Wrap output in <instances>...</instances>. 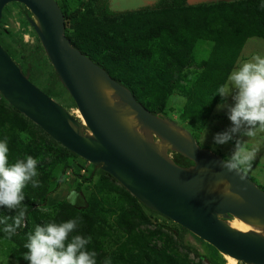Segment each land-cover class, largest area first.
<instances>
[{"label": "rangeland", "instance_id": "374dc122", "mask_svg": "<svg viewBox=\"0 0 264 264\" xmlns=\"http://www.w3.org/2000/svg\"><path fill=\"white\" fill-rule=\"evenodd\" d=\"M218 1L236 5L240 0H185L182 8L159 7L160 0L122 6L108 0L112 14L104 22L96 20L100 19L99 1L56 0L70 12L80 9L89 14L92 20L89 18L75 28L69 25L70 37L79 38L75 41L81 51H93L97 47L94 59H103L111 77L131 82L138 101L145 108L154 110L166 98L161 114L187 128L199 147L208 148L223 159L230 158L237 140L254 150V158L244 175L264 190V133H258L255 138L235 134L233 140L222 145L215 144L213 139L216 133L231 126L227 106L234 104L231 95L225 98L217 93L218 87L253 55H264V14L243 12L232 5L204 11L198 8L200 4ZM29 17L33 18L18 3H8L0 21V44L5 48V42L17 55L21 51L16 40L26 44V53L37 49L44 65L36 85L43 87L50 80L53 68ZM101 23V30L92 29ZM168 84L171 94L165 91ZM213 96L217 100L210 106ZM60 101L69 113L76 108L64 98ZM74 112L77 114L76 109ZM202 112L208 113L209 119L200 129L197 126ZM192 121L194 125L190 124ZM33 124L20 112L0 105V140L7 138L10 163L27 155L39 160L41 186L34 188L29 184L24 189L22 206H27V233L38 224L73 219L67 214L66 201L75 190L79 193L78 201L84 204L75 213V217L82 218L79 228L86 231L79 234L91 236L88 247L97 252V264L106 261L110 264H207L195 256L194 250L215 264H243L222 255L169 218L140 205L148 219L142 220L133 197L125 188L97 170L90 176V163L71 156L60 143ZM20 133L27 136L21 139ZM170 156L181 165L189 164L175 153ZM15 215V211L0 206V218ZM228 221L244 224L235 217ZM0 225V264H29L23 257L27 251L22 243L24 239L17 236L11 239L3 231L4 225Z\"/></svg>", "mask_w": 264, "mask_h": 264}, {"label": "water", "instance_id": "95a60500", "mask_svg": "<svg viewBox=\"0 0 264 264\" xmlns=\"http://www.w3.org/2000/svg\"><path fill=\"white\" fill-rule=\"evenodd\" d=\"M11 2L31 13L29 22L82 120L35 85L0 44L4 100L64 148L109 174L146 208L222 255L243 264H264V190L222 167L224 159L199 147L187 128L145 108L126 86L74 47L56 0H0V21ZM105 88L119 98L115 107L109 106ZM133 113L138 123L130 129L121 117ZM171 153L189 165H181ZM218 180L230 183L243 199L223 195ZM234 217L256 230L232 227L228 220Z\"/></svg>", "mask_w": 264, "mask_h": 264}, {"label": "clouds", "instance_id": "9594fccd", "mask_svg": "<svg viewBox=\"0 0 264 264\" xmlns=\"http://www.w3.org/2000/svg\"><path fill=\"white\" fill-rule=\"evenodd\" d=\"M103 91L109 106L115 107L119 98L114 90L105 88ZM217 93L225 98L231 95L234 104L227 106L231 126L215 134V144H226L233 140L235 134L255 138L258 133H264V55L255 54L234 69L227 82L218 87ZM121 118L130 129L138 123L134 113L122 115ZM20 136L24 139L27 133H20ZM9 151L7 138L0 140V206L16 213L14 217L0 218V224L4 225L3 231L11 237L25 226L27 206H22L25 187L31 184L37 188L41 182L36 157L27 155L10 163ZM254 155V150L237 140L230 158L224 159L221 166L229 172L235 171L243 180ZM219 184L224 185L223 195L243 199L232 191L230 183L218 180L217 186ZM78 198L79 193L73 190L67 199L75 205ZM9 219L13 222L8 223ZM81 223L82 218L75 217L60 223L52 221L36 225L27 233L24 259L29 264H97V252L88 247L92 242L91 236L77 234ZM105 264L110 262L106 261Z\"/></svg>", "mask_w": 264, "mask_h": 264}, {"label": "trees", "instance_id": "16d2710c", "mask_svg": "<svg viewBox=\"0 0 264 264\" xmlns=\"http://www.w3.org/2000/svg\"><path fill=\"white\" fill-rule=\"evenodd\" d=\"M96 3H98V1L100 3H98V11L97 14L100 15V19L96 20H102L104 21H109L108 15L112 14V11H110V9L107 6V3L105 0H94ZM21 10L29 15V11L25 8L24 5L18 3ZM58 5L60 6L62 13L64 15V20H65V34L67 36V38L70 40V42L72 43V45L74 47H76L77 49H79L81 51V48L79 46V44L75 41L77 39H79L78 37L75 38V40H73L68 32V28L69 25L71 28H75L77 25H79L81 22L91 18L89 16V14L87 12H80V9H77L73 12H70L69 9L66 7L65 4H60L58 3ZM160 5V6H159ZM159 7H167V8H182L185 5V0H160L159 2ZM231 5L235 8H239L241 11L243 12H250L251 13H256V14H264V0H240L238 2V4L235 5L234 4H226L223 1H218L215 3H211V4H200L198 5V8H200L201 10H210L212 8H217V9H221L223 7H231ZM163 7V8H164ZM92 20V18H91ZM95 20V18H94ZM112 21V20H110ZM106 24L110 23V22H105ZM103 27V23L98 24L97 27H93L92 29H99L101 30ZM74 36V35H73ZM18 46L20 47V51L21 54L17 55L14 51H12L10 49V47L4 42L5 45V50L10 54V56L19 64V66L21 67V69L26 72H29V79L36 85L37 81L40 77V75L42 74V67L44 65L42 59L40 58L37 49L32 50L31 52L26 53V44L23 43L22 41L16 40ZM97 47H94V50L92 51V49L88 50V51H81L83 54H85L86 56H88L91 60H93L96 64H98L99 66H101L102 68H104L107 72H109L107 65L105 64V62L103 61L102 58L97 57L96 59H94L93 57V53L95 52V49ZM115 79V78H114ZM116 81H118L119 83L123 84L124 86H126L133 94L134 98L138 101L137 99V93L136 91L133 89L131 82H125L122 81L120 79H115ZM42 91H44L47 95H49L50 97H52L53 99L57 100L58 102L61 103L60 99H66L68 100V102L71 103L72 106H75L73 100L71 99V97L68 95V93L66 92L65 88L61 85V83L59 82V79L56 75V73L54 72V70H52V73L50 75V80H48V82L46 83V85H44L43 87H40L39 85H37ZM167 94H171V86L168 84L166 89H165ZM217 96H213L211 99V103L210 106H213L216 102ZM166 100V98L163 99V103H161L160 105L156 106L154 108V110H150L153 113L156 114H161L163 109H164V101ZM139 102V101H138ZM0 105L4 106V107H8L11 110H13L16 113H19V111H17L16 109H14L8 102H6L4 100V98L0 95ZM77 114L78 116H80L79 111L77 110ZM28 119V118H27ZM209 119V115L208 113H204L202 112L200 114V122L198 124V128H204L205 124L207 122V120ZM32 124L33 122L30 121ZM191 125H194V122H190ZM34 125V124H33ZM37 128H40L39 126H36ZM46 136H48L45 132H43ZM50 137V136H48ZM51 138V137H50ZM53 141H55L53 138H51ZM66 149V148H65ZM69 154L73 157H78L76 154H74L73 152L69 151ZM183 160H185L186 162H189L187 159L182 158ZM190 163V162H189ZM91 166V172H90V176L94 174L95 170L99 171L101 174H105L107 176H109L110 178H112L109 174L105 173L104 171H102L99 167H95L94 165H90ZM89 176V177H90ZM90 178H85V180H89ZM113 179V178H112ZM133 197V196H132ZM133 201L134 204L137 206L139 212H140V218L142 220H148L147 216L144 214V212H142V210H140V205H142L136 198L133 197ZM66 204L69 207V211L67 214L70 215V217L75 218V213L77 212L76 208L77 207H82L84 204H81V201H77V203L75 205H72L71 203H69V201H66ZM144 206V205H143ZM145 207V206H144ZM146 208V207H145ZM148 209V208H147ZM150 210V209H149ZM84 215V214H82ZM68 219H66L65 221H67ZM1 227V225H0ZM162 227V226H159ZM165 229H168L169 232H173V233H177L176 230H172L170 228L164 227ZM3 229V228H2ZM182 230H186L185 228L181 227ZM28 230V225L24 226L20 229H18L17 234L14 235V237H10L8 235V237H10L11 239H16L17 237H20L21 239H24L22 241V243H26V236L25 234L27 233ZM81 232H86L83 231L82 229L79 228V230H77V234L81 233ZM181 246L185 249H189L188 246H184L183 244H181ZM194 254L195 256H197L198 258H200V260H206L208 263L210 264H215V262L211 259L206 258L205 256L199 254L196 250H194ZM205 261V262H206Z\"/></svg>", "mask_w": 264, "mask_h": 264}, {"label": "bare ground", "instance_id": "6f19581e", "mask_svg": "<svg viewBox=\"0 0 264 264\" xmlns=\"http://www.w3.org/2000/svg\"><path fill=\"white\" fill-rule=\"evenodd\" d=\"M75 109L78 110L77 108H75ZM75 109H74V110H75ZM74 110H73L72 114H73L75 117H77V118H79V119L82 120L81 115H80V117L77 116V114L74 112ZM79 113H80V112H79ZM228 223H229L232 227H234V228H236V229H238V230H242V231L256 230L253 226H251V225H249V224H246V223H244L243 226H242V225H239V224H236V223H234V222H231V221H228Z\"/></svg>", "mask_w": 264, "mask_h": 264}, {"label": "flooded vegetation", "instance_id": "af4514ba", "mask_svg": "<svg viewBox=\"0 0 264 264\" xmlns=\"http://www.w3.org/2000/svg\"><path fill=\"white\" fill-rule=\"evenodd\" d=\"M105 1L107 3L108 0H105ZM110 1L113 2L114 5H116V6H122V5H127V4L130 5V3H132V2H135V4H138V3L144 2L146 0H110Z\"/></svg>", "mask_w": 264, "mask_h": 264}]
</instances>
